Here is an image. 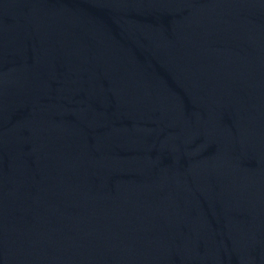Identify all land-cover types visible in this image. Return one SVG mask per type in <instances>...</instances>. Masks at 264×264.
<instances>
[{"label":"water","instance_id":"water-1","mask_svg":"<svg viewBox=\"0 0 264 264\" xmlns=\"http://www.w3.org/2000/svg\"><path fill=\"white\" fill-rule=\"evenodd\" d=\"M0 264H264V0H0Z\"/></svg>","mask_w":264,"mask_h":264}]
</instances>
